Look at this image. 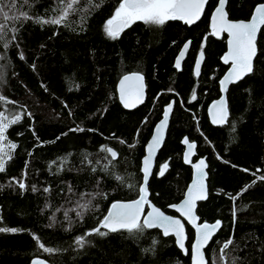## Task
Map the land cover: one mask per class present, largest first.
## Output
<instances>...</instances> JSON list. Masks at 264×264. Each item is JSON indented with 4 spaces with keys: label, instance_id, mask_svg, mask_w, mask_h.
Here are the masks:
<instances>
[{
    "label": "trees",
    "instance_id": "1",
    "mask_svg": "<svg viewBox=\"0 0 264 264\" xmlns=\"http://www.w3.org/2000/svg\"><path fill=\"white\" fill-rule=\"evenodd\" d=\"M120 2L78 0L67 20L53 25L36 20L58 16L64 0H2L16 5L5 8L10 16L26 12L32 18L4 21L0 15L8 26L0 36V95L9 101H0V112L21 116L5 133L16 147L0 172V227L18 231L0 232V264H29L35 257L51 264H190V254L183 255L174 238L157 229L87 235L112 203L139 197L144 147L171 100L149 200L174 215L168 207L183 198L192 175L182 161V140L188 138L208 164L209 194L197 214L201 222H222L206 249L208 264H223L220 248L230 237L228 264L234 258L236 264H264V26L251 74L230 87L228 119L215 127L206 110L219 98V80L227 70L221 62L227 37L209 30L218 0L209 1L194 26L137 21L111 39L105 25ZM260 3L264 0H227L228 18L246 21ZM187 40L190 52L176 69L175 57ZM198 50L204 61L195 76ZM131 72L144 75L147 97L127 111L118 102L116 84ZM80 128L84 131H72ZM103 147L116 151L117 159ZM86 203L87 209L80 207ZM187 234L189 249L194 232L188 226ZM79 236L89 242L83 248L75 243ZM41 243L58 251L46 252Z\"/></svg>",
    "mask_w": 264,
    "mask_h": 264
},
{
    "label": "snow or ice",
    "instance_id": "2",
    "mask_svg": "<svg viewBox=\"0 0 264 264\" xmlns=\"http://www.w3.org/2000/svg\"><path fill=\"white\" fill-rule=\"evenodd\" d=\"M27 0H25V3ZM78 0H64V6L59 12V15L51 19L37 18L36 22L41 24H53L60 25L64 23L68 16L75 11V5ZM208 0H121L115 9L114 15L107 20L105 25V32L111 39H117L121 33L132 24L137 21H142L147 25L162 26L168 21L180 20L186 24L196 23L203 14L205 6ZM227 0H218V6L215 8V14L212 16V34L218 35L220 33L227 32L230 39L228 54L224 57L225 63L231 62L232 68L228 75L221 81L222 84L226 85L232 80L241 79L252 71L253 57L256 55V38L257 33L261 27L264 26V3H260L255 7V14L251 16L250 21H239L233 22L228 19V14L225 11ZM15 9L14 3L9 5H3L0 0V15L3 16L4 21L19 20L21 17L24 19H31L26 12H20L19 15H9V12L5 10ZM6 23H0V36H2L6 29ZM14 38V37H13ZM7 46V44H5ZM189 44L184 45V50L180 52V58L176 60L175 66L177 69L181 67V60L184 57L185 52L188 49ZM204 54L201 51L200 59L203 60ZM21 58H23L21 54ZM200 63L196 64V75H199ZM225 87V91H226ZM144 97V77L139 73H132L130 75H124L120 82V99L123 101L125 107H133L135 104L142 102ZM195 99V96H193ZM0 101L8 103L7 99L0 95ZM217 105H213V109H216ZM171 111L169 107L168 111L164 113V122L156 129V135L153 137L152 143L148 146L149 155L144 160V186L139 189L141 195L139 199L134 200L130 203L115 202L111 204V210L108 211L107 215L104 216L99 227L92 229L87 235L93 233L100 236H106L109 232H119L121 230L127 231L128 233L141 232L144 229L160 228L163 230L164 236L174 235L177 239L179 247L186 253L188 249L185 247V241L187 239L185 224L179 218H173L165 215L159 208L151 206V211L147 213L145 217L144 206L150 204L148 200V188L147 182L151 172V158L155 149L160 145L162 139L163 129L165 128L168 120V114ZM227 118V109L225 102L222 100L219 104V111L213 112V122H223ZM21 119L20 115L9 117L4 112H0V141L7 139L5 133L10 125L18 123ZM84 131V129H73L72 131ZM188 144L189 152L188 155H192V150L195 148V144H189L188 140L184 141ZM15 144H10L9 149H14ZM107 153H110L113 159L117 158V152L111 148L103 147L101 149ZM10 160V151L5 153L3 148H0V172L6 170V159ZM187 159V157H186ZM190 162V161H189ZM167 165H164L160 171V175L164 174V169ZM196 168V180L187 191V198L182 204L176 207V210L182 214L183 217L195 228L196 237L195 243L191 246L192 264H208L204 249L209 245V242L213 240L214 234L218 229L221 228L222 222L216 220L214 223H198L200 218L195 214L196 202L206 200L208 198L206 185L204 183L206 172L205 161L201 159ZM119 179V178H118ZM264 179V177H261ZM21 189L26 188L23 182H19ZM36 191L35 187L32 189ZM247 188L242 191H246ZM45 192L49 189L45 188ZM71 191V188H69ZM95 195H102L96 193ZM233 200L236 197H232ZM80 207L87 209L88 204L80 205ZM67 216V213H65ZM81 215V213H77ZM235 217V211L233 212ZM141 217H145L141 221ZM106 229L107 231H101ZM17 232L16 228L0 227V232ZM39 239V238H37ZM219 241H217L218 243ZM75 243L83 248L86 243H89L85 236H79L76 238ZM233 244V239L230 237L224 241L220 248V259L223 264H228L226 259L227 253L225 250L229 249ZM46 252H55L58 249L46 248L43 243L39 245ZM34 264H44L42 261H35ZM232 264H236L234 258Z\"/></svg>",
    "mask_w": 264,
    "mask_h": 264
},
{
    "label": "water",
    "instance_id": "3",
    "mask_svg": "<svg viewBox=\"0 0 264 264\" xmlns=\"http://www.w3.org/2000/svg\"><path fill=\"white\" fill-rule=\"evenodd\" d=\"M209 1H210V0H208V2H209ZM207 4H208V3H207ZM258 5H259V4H258ZM258 5H256L255 7H257ZM217 6H218V3H217V5L215 6V8H216ZM206 7H207V5L205 6V9H206ZM255 7H254V9H253V11H252V13H251V16L255 14V12H254ZM215 8L213 9V11H212L211 14H210V22H209V25H210L211 33H212V27H211L212 16L215 14ZM226 8H227V3H226V7H225V11L227 12ZM204 11H205V10H204ZM203 14H204V12H203ZM203 14L201 15V18H202V16H203ZM251 16H250V18H249L248 20H246L245 22L250 21ZM201 18H200V19H201ZM200 19H199L196 23L191 24V25L186 24V23H184L183 21H181V22H183L184 24H186L188 27H191V26L196 25V24L200 21ZM228 19H229V18H228ZM229 20H230V19H229ZM179 21H180V20H179ZM230 21H233V22H239V21H243V20H230ZM262 28H263V26L261 27V29H262ZM261 29H260V31H261ZM260 31L257 33V38H256V49H257V41H258V37H259V33H260ZM212 35H213V34H212ZM222 35H225V36L227 37V43H226V47H227V49H226V52L224 53V55H223V57H222V59H221V62H222V64H223L224 66L227 67V70L225 71V73L222 75V77H221L220 80H219V92H220V96H219V98L216 99L215 101H213V102L208 106V108H207V110H206V113H207V116H208V119H209L210 124L213 125V126H215V127H220V126L224 125V124L226 123L227 119H228L229 111H228V107H227V94H228V92H229L230 87L233 86V85H235V84H237V83H239L240 81H242L243 79H245L247 76H249V75L251 74V72H250V73H248L247 75L243 76L241 79H238V80H232V81L228 82L226 85H224V84L221 83V81L224 80V78L228 75V73L231 71V68H232V64H231V62L225 63V61H224V57L228 54L229 47H230V46H229V43H228V41H229V39H230L228 33H227V32H224V33H220V34H218V35H213V36H215V37L218 38V37H221ZM186 43L190 44L189 42H186ZM186 43H185V44H186ZM185 44H184V45H185ZM184 45L182 46L181 50L179 51L178 55H177L176 58H175V61H174V67H175V68H176V66H175L176 60L180 58L179 54H180L181 51L184 50ZM188 50H189V46H188L187 51H186L185 54H184L183 59L181 60V66H182L183 61L186 59V56H187V52H188ZM256 52H257V50H256ZM255 57H256V55L253 57L252 68H253V63H254ZM197 62L200 63V69H201V65H202L203 60L200 59V53L198 54V57H197V59H196V61H195V65H194V75H195V76H198V75H196V64H197ZM199 72H200V70H199ZM132 73H136V72L127 73V74H125V75H130V74H132ZM140 74H141V73H140ZM141 75L144 77L143 74H141ZM123 76H124V75H123ZM123 76H121V77L119 78V80L117 81V84H116V94H117V99H118L119 104L121 105V107H122L124 110L132 111V110H135V109H137L138 107L142 106V105L145 103V101H146L147 93H146V81H145V77H144V97H143V101H142V102H139V103H137V104H135V106H133V107H125L123 101L120 99V82H121V80L123 79ZM225 87H226V89H227L226 91H225ZM222 100L225 102V106H226V109H227V118H226V120H224L223 122H216V123H214V122H213V112H214V111H217V112L219 111V104H220V101H222ZM213 105H217V108H216V109H213ZM169 107H171V111H170L169 114H168L167 124H166L165 128L163 129L161 143H160V145L155 149V151H154L153 154H152V158H151V172H150V175H149V177H148V182H147V188H148V184H149L150 178H151V176H152V174H153V172H154V169H155L157 156H158L160 150L162 149V147H163V145H164V143H165V140H166V136H167V132H168V128H169L170 119H171L172 112H173V109H174V101H173V100H171V101L169 102V104H167V105L163 108V112H162L161 118H160L159 121H157L156 124L154 125L153 130H152V133H151V136H150V138L148 139V141H147V143H146V145H145V147H144V156H143V158H142V160H141L142 184H141L140 188L144 186V183H143V177H144L143 167H144V160H145L146 158H148V155H149L148 146L152 143L153 137L156 135V129L161 125V123L164 122V113H165L166 111H168ZM185 139L188 140V138L185 137V138H183V140H182V145H183V147H184V151H183V154H182V161H183V163H184L185 166L191 168V171H192L191 180H190V182L188 183V185H187V187H186V189H185V192H184L183 198H182L178 203L173 204V205H171V206L168 207V210L171 211V212H173L174 215L168 214V213L164 212L163 210H161L160 208H159V209H160L162 212H164L165 215L171 216V217H173V218H179V219H181V221L185 224V231H186V236H187V239H186V241H185V247H186L187 249H188V247H187V243H188L187 226L190 227V228L193 230V232H194V237H193V240H192V242H191V244H190V248L188 249V252H187V253L179 247V245H178V243H177V239H176V237H175L174 235H169V236H172V237L174 238L176 247L178 248V250H180V251L182 252L183 255L186 256L188 253L190 254V264H192L191 246L195 243L196 231H195V228H194V227H193V226L187 221V219H186L185 217L182 216V214H181L180 212H178V211L176 210V207H174V206H178V205L182 204L183 201L187 198V191H188V189L192 186V184H193V183L195 182V180H196V168H195V165L198 164L199 161H200L201 159H203V160L205 161V164H206V168L204 169V171L206 172V177H205V181H204V183H205V185H206L207 194H209L208 183H207V179H208V173H207L208 164H207V161H206L204 158L197 157V145H196L195 142H190L189 140H188L189 144H195V148L192 150V155H191V156L188 155L189 148H188V144H186V143L184 142ZM109 154H110V153H109ZM110 156H111V155H110ZM186 157H187V159H186ZM111 158H112V157H111ZM112 159H113V158H112ZM116 159H117V158H116ZM116 159H113V160H116ZM189 161H190V162H189ZM162 168H163V166L161 167V169H162ZM165 170H166V169H164V172H165ZM160 171H161V170H160ZM148 193H149V189H148ZM140 195H141V193H140V191H139V196H140ZM137 199H139V197H138ZM137 199H135V200H137ZM148 200H149V195H148ZM206 200H207V199H206ZM206 200H202V201H197V202H196L195 214H196L197 216H198V214H197L198 205H199L200 203L205 202ZM132 201H134V200H130V201H116V202L130 203V202H132ZM149 201H150V200H149ZM114 203H115V202H114ZM151 206H155L151 201H150V204L144 206L145 217H146L147 213L151 211ZM155 207H156V206H155ZM157 208H158V207H157ZM110 210H111V206H110V208H109L108 211H110ZM107 213H108V212H107ZM106 215H107V214H106ZM145 217H141V221H143V219H144ZM198 217H199V216H198ZM198 223H203V222H201V221L199 220ZM208 223H209V222H208ZM213 223H214V222H213ZM152 229H157V230H159V231L162 233V235H163V230H162V229H160V228H152ZM219 230H220V229L217 230V232L214 234L213 238L217 235V233L219 232ZM163 236H164V235H163ZM169 236H164V237H169ZM211 242H212V241L209 242V245L211 244ZM209 245L206 246V248L204 249V251H205V255H206V249L209 247ZM206 259L208 260L207 256H206ZM38 260L44 262V264H51L50 262H48L47 260H45L44 258H41V257H35V258H32L29 264H34V262H35V261H38ZM208 263H209V261H208Z\"/></svg>",
    "mask_w": 264,
    "mask_h": 264
},
{
    "label": "flooded vegetation",
    "instance_id": "4",
    "mask_svg": "<svg viewBox=\"0 0 264 264\" xmlns=\"http://www.w3.org/2000/svg\"><path fill=\"white\" fill-rule=\"evenodd\" d=\"M208 5H209V2H208V4H207V7H208ZM207 7H206V9H205V11H204L203 16H204L205 13H206ZM203 16H202V18H203ZM202 18H201V19H202ZM201 19H200V21H201ZM176 21H179V20H176ZM200 21H199V22H200ZM180 22H181V21H180ZM199 22H198V23H199ZM209 22H210V17H209ZM182 23H183V22H182ZM198 23H197V24H198ZM183 24H184V23H183ZM184 25H186V24H184ZM186 26H187V25H186ZM187 27H188V26H187ZM209 30H210V34L212 35V33H211V29H210V25H209ZM205 37H206V36H204V38H205ZM214 37H215V36H214ZM186 42H189V43H190L189 40H187ZM186 42H184V44H185ZM226 43H227V39H226ZM184 44H183V45H184ZM183 45H182V46H183ZM182 46H181V48H182ZM190 46H191V43L189 44V50H188V52H187V55H188V53L190 52ZM181 48H180V50H181ZM226 49H227V47H226ZM180 50H179V51H180ZM179 51H178V53H179ZM201 51H202V50H198V52H197V56H196V58H195V61H196V59H197V57H198V54L201 53ZM202 52H203V51H202ZM178 53H177V55H178ZM203 54H204V52H203ZM177 55H176V56H177ZM175 58H176V57H175ZM186 58H187V56H186ZM221 59H222V58H221ZM185 60H186V59H185ZM185 60H184V61H185ZM174 61H175V60H174ZM184 61H183V62H184ZM203 61H204V57H203ZM182 64H183V63H182ZM202 64H203V62H202ZM194 65H195V63H194ZM201 67H202V65H201ZM180 68H181V67H180ZM180 68H179V69H180ZM176 69H177V68H176ZM200 70H201V69H200ZM193 72H194V66H193ZM199 74H200V72H199ZM198 76H199V75H198ZM145 81H146V80H145Z\"/></svg>",
    "mask_w": 264,
    "mask_h": 264
},
{
    "label": "rangeland",
    "instance_id": "5",
    "mask_svg": "<svg viewBox=\"0 0 264 264\" xmlns=\"http://www.w3.org/2000/svg\"><path fill=\"white\" fill-rule=\"evenodd\" d=\"M10 144L11 143H9L7 140L0 141V148H3L5 153H8L10 151V154H11L13 149H11V150L9 149ZM5 159H7V157H5Z\"/></svg>",
    "mask_w": 264,
    "mask_h": 264
}]
</instances>
